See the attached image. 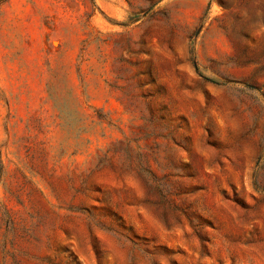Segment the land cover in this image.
Instances as JSON below:
<instances>
[{
  "label": "rangeland",
  "instance_id": "374dc122",
  "mask_svg": "<svg viewBox=\"0 0 264 264\" xmlns=\"http://www.w3.org/2000/svg\"><path fill=\"white\" fill-rule=\"evenodd\" d=\"M0 264H264V0H0Z\"/></svg>",
  "mask_w": 264,
  "mask_h": 264
}]
</instances>
